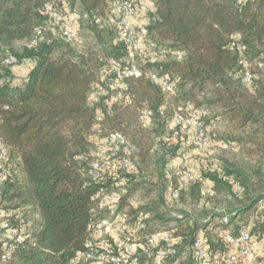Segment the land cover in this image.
Here are the masks:
<instances>
[{"label": "trees", "instance_id": "1", "mask_svg": "<svg viewBox=\"0 0 264 264\" xmlns=\"http://www.w3.org/2000/svg\"><path fill=\"white\" fill-rule=\"evenodd\" d=\"M115 1L0 0V143L7 150L0 206L5 211L18 210L17 221L30 235L11 252L6 241H1L0 264H74L96 219L91 198L101 187L123 190L118 205L127 214L150 213L156 225L169 231L177 247L191 252L187 264H193L191 246L201 233L208 250L225 255L231 248L221 234L238 237L247 231L255 252L258 245L264 246L260 244L264 233V0L244 4L237 0H152L146 44L154 57L146 59L142 69L176 81L174 104L198 110L207 130V122L224 119L234 132L225 142L238 148L244 160L237 163L211 156L207 163L199 158L206 164L200 175L215 195L206 197L195 181L181 189L178 201L169 200L167 190L178 183L177 169L173 178L169 163L181 143L168 137L171 112L163 110L165 97L158 85L143 75L129 77L126 100L109 111L104 106L106 96L93 104L88 100L93 88L110 84L107 61H121L127 54L115 29L105 24L107 10ZM45 3L53 4L71 23L87 27L100 45V54L77 52L71 43L48 33L31 45L35 29L45 23L40 14ZM231 37H236L241 52L230 46ZM16 44L22 46L16 49ZM164 49L178 50L182 59H173ZM9 55L16 64H31L18 82H14L13 66L4 64ZM246 71L249 83L244 79ZM206 106L218 110L212 120ZM143 108L152 112L147 126L139 119ZM115 132L128 143L138 173L126 174L111 165L102 171L100 181H92L88 170L93 139ZM151 191L156 193V205L134 208L130 204L135 193ZM227 196L234 205L223 213L210 210L213 202L220 205ZM180 203L193 209L168 218L161 211L162 205L170 209ZM198 210L204 211L205 219L198 218ZM223 217L225 224L220 223ZM255 258L258 261L251 264H264L263 257Z\"/></svg>", "mask_w": 264, "mask_h": 264}, {"label": "built area", "instance_id": "2", "mask_svg": "<svg viewBox=\"0 0 264 264\" xmlns=\"http://www.w3.org/2000/svg\"><path fill=\"white\" fill-rule=\"evenodd\" d=\"M248 0H237L244 4ZM139 4L136 0H117L107 10L105 24L115 29L117 41L126 46V56L121 61L108 60L105 65L107 74L112 79L107 88H93L89 102L95 103L99 96H106L104 106L109 111L115 104L126 100L127 84L129 77L143 75L150 82L158 85L165 97V107L170 109L167 122L169 139L179 140L185 148H190L195 153V160L202 158L211 163L213 141L207 128L201 121V113L189 106L174 104L177 96L178 84L169 75H160L154 71L142 69L146 59H153L154 53L146 44V31H137L133 28L131 20L137 16ZM45 23L35 29L34 40L31 45L43 40L48 33L51 37L67 43L77 40L76 26L64 16L51 3H45L40 11ZM231 47L241 52V47L236 37H231ZM173 59L181 60L182 54L175 49H164ZM242 64L246 62L241 60ZM4 64L14 66L16 59L9 55L4 59ZM250 73H244V79L250 82ZM161 114H164V111ZM152 112L143 108L139 112V119L144 126L149 125ZM99 119V117H98ZM94 147L91 151L92 161L88 170L90 180L98 182L102 179V171L111 165H117L126 174L138 173V166L130 158V147L124 137L118 133H110L104 138L93 139ZM7 160V150L0 143V185L5 179L4 164ZM177 186L169 187L168 198L178 201L182 188L198 181L206 197L215 195L212 187L202 178L196 161L182 162L176 171ZM116 177L113 178V181ZM119 189V188H117ZM236 193L240 186L235 185ZM119 190L101 187L91 198L96 219L88 228V238L84 249L78 252L73 260L74 264H179L184 259L185 252H180L176 241L169 231L165 229H150L148 221L150 213L137 211L132 215L126 210H120L118 199ZM205 203V199H201ZM137 208V204H132ZM101 213V214H100ZM21 213L18 210L5 211L0 206V242L6 241L8 250L13 251L18 244L30 239L29 232L21 222H18ZM99 215H102L101 217ZM175 217V216H174ZM220 223H227L223 217ZM231 251L225 255L208 250L203 235L196 237L192 243L191 251L193 264H235L241 261L249 264L254 251L250 246L251 236L247 231L241 232L238 237L229 232L221 234ZM260 244L264 245V233L261 235ZM7 254L3 255V260Z\"/></svg>", "mask_w": 264, "mask_h": 264}, {"label": "rangeland", "instance_id": "3", "mask_svg": "<svg viewBox=\"0 0 264 264\" xmlns=\"http://www.w3.org/2000/svg\"><path fill=\"white\" fill-rule=\"evenodd\" d=\"M146 3H147L146 6L150 7L152 4V0H147ZM69 20L71 21V18H69ZM71 24L75 25L77 29V40L71 43V46L77 52H80V53H88L89 51H93L97 54H100L101 52L100 45L96 42V39L94 38L91 31L88 30V28L85 26H78L76 23H71ZM21 46L22 44L15 45L16 49H19ZM27 64L28 63L16 64L12 67V71L17 73L18 75H22L25 73L26 69H28V67L26 66ZM206 110L209 111V114H208L209 120H212L215 117V115L216 116L218 115V110L214 107L206 106ZM205 122H207V120ZM206 124H207V127L209 128L208 129L209 133L215 145L212 149L213 152L211 156L214 157L215 159H222V157H224L228 160L235 161L237 163H242L244 160H243L242 154L239 151V149L236 148L235 146L230 147L225 142V139L227 137H230L231 135L234 134V132L232 131L228 123L224 119H220L218 121L213 122L212 124H209L208 122ZM222 144H223V148L221 147ZM172 171L173 172L171 173L173 174L171 175L174 178L173 176L174 170ZM151 192L153 193H150V194L145 193V192L135 193L129 199L130 204H137V207L138 206L151 207L153 205H156L158 203L156 193H154V191H151ZM234 204H235L234 200L227 196V198L226 197L222 198V202L220 205L213 202V205H211L210 210L223 213L224 212L223 210H225L228 205H234ZM192 209L193 208L190 205L186 203H180L175 208H170V209H167L164 205H162L161 211L163 212L165 210V213L167 214L166 217L167 216L179 217L182 214V212H186V211L189 212ZM192 214H195V213H192ZM196 215L198 216V218L205 219L204 211L202 212L201 210H198L196 211ZM153 219L151 218L148 221L150 229H154V228L161 229V226L158 224L156 225V222H154ZM170 225H171V222H170ZM243 228H245V226H243ZM215 233H217V231L216 232L211 231L209 232V236H212V235L214 236ZM178 249L180 250V252H185L184 259L180 260L179 264H187L189 262L191 252H189L188 249L182 250L179 247ZM255 255H258L264 258V246L258 245V248L256 249V251L254 252V255L251 257L249 261V264L258 261V258H255Z\"/></svg>", "mask_w": 264, "mask_h": 264}, {"label": "crops", "instance_id": "4", "mask_svg": "<svg viewBox=\"0 0 264 264\" xmlns=\"http://www.w3.org/2000/svg\"><path fill=\"white\" fill-rule=\"evenodd\" d=\"M136 1L139 4V10H138L137 16H135L131 20V23H132V26L134 29H136L137 31L143 32V31H146V26L148 24L147 14L149 11L153 10V2H152L150 7L149 6L147 7L146 6L147 0H136ZM142 6H144V7H142ZM26 66L28 67V69H26L25 73L22 75H18L17 73H15L13 71L15 76L17 77L14 80V82H18L19 77H24L27 74L29 68L31 67V64L28 63ZM194 158H196V157H195V153L192 149L185 148L182 145H180V148L177 151L176 157L173 158L171 160V162L169 163V168H170L169 170H176L177 167L184 161H196L197 167H198V170L200 173L201 171H203V169L206 168V164L202 160H200V159L195 160ZM199 165H201V166L199 167ZM168 177H169V175H167V178ZM119 192H120L119 194H122L123 190H120ZM201 235H203V233H201Z\"/></svg>", "mask_w": 264, "mask_h": 264}]
</instances>
